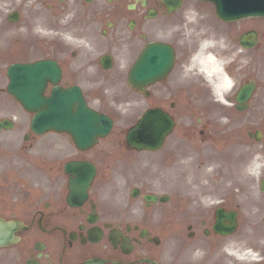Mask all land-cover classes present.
I'll return each mask as SVG.
<instances>
[{"label": "flooded vegetation", "instance_id": "obj_1", "mask_svg": "<svg viewBox=\"0 0 264 264\" xmlns=\"http://www.w3.org/2000/svg\"><path fill=\"white\" fill-rule=\"evenodd\" d=\"M147 2L149 5L144 8L135 0H0V10L6 12L0 19V50H5L8 58L25 59L32 53L40 55V60H53L60 68L56 85L64 90L79 88L89 106V100L95 98L99 105L106 104L101 100L106 91L113 94V103L124 101L125 92H133L127 85L131 61L142 53L148 42L166 43L174 49L175 66L165 78L149 87L151 108H161L171 114L179 105L185 107L191 126L204 122L203 130L192 131V139L196 140V134L208 138L212 132L204 118V107L210 105L217 112L216 100L201 79L185 73L195 67L193 62L201 52L200 44L187 45L181 40V31L175 34L179 11L169 13L162 0ZM36 28L39 29L37 37H29V31ZM64 38L75 44L71 47L75 46L77 53L65 51ZM0 56L4 58L1 52ZM24 62L27 61L12 64ZM3 70L0 65V74ZM51 88L48 84L47 91ZM135 98L139 104L143 103L142 94L136 93ZM245 129L250 132H244ZM216 145L227 166L223 175L230 186L237 187L227 194L256 201L251 213L264 217V193L259 189V182L264 178V112L253 113L226 136L219 133ZM5 161L8 159L0 156V216L13 218L8 216L16 214L25 228L17 234L20 237L17 245L0 250V264L220 262L217 253L222 237L212 231L213 221H208L213 218L212 212L200 213L204 221L187 218L189 222L184 224L175 222L174 215L191 213L169 211L165 215L172 221L170 227L161 228L157 221L147 219L155 218L156 213L143 201V190L138 188L136 199L130 195L119 198L111 195L124 191L129 184L127 180L113 184L112 164L105 154L93 153L90 158L80 159L92 163L95 175L85 200L76 207L67 204L69 179L64 175V166L59 165V180L53 182L55 186L48 197L31 198L22 207L14 208L6 195L18 181L14 184L3 170ZM257 168L260 171L255 178ZM40 192L45 194L43 189ZM118 231L122 232L123 239L120 237L112 244L110 233ZM97 234L101 235L100 240L91 241L89 236ZM165 236L171 237L168 244L162 238Z\"/></svg>", "mask_w": 264, "mask_h": 264}, {"label": "water", "instance_id": "obj_2", "mask_svg": "<svg viewBox=\"0 0 264 264\" xmlns=\"http://www.w3.org/2000/svg\"><path fill=\"white\" fill-rule=\"evenodd\" d=\"M257 2L255 1L254 6L257 5ZM221 7L222 5H220V15L228 18L224 15ZM256 9L260 11L264 9V5ZM239 14L242 15L243 13L237 10L236 15ZM245 14L247 16L249 12ZM257 15L263 16L264 10L257 12ZM40 69V65L22 67L16 70L13 78V91L30 109H38L42 101L38 87L40 80L39 77L36 78ZM155 72L156 70L153 69L152 65L145 63L143 73H139L138 76L144 75L148 78L154 76ZM133 78H136V67L133 70ZM40 124L46 127L59 126V130L62 126H65V130L69 129L75 133L81 145H85L87 142L91 144L95 136H104L110 130V122L106 118L97 115L93 116L92 113L84 109L77 93H63L60 91L59 97L55 95L53 99L46 102V111L37 117V130H39ZM169 128L170 122L164 115L158 112H150L145 120L140 122L130 133L129 141L137 147L151 146L152 148L161 141Z\"/></svg>", "mask_w": 264, "mask_h": 264}, {"label": "rangeland", "instance_id": "obj_3", "mask_svg": "<svg viewBox=\"0 0 264 264\" xmlns=\"http://www.w3.org/2000/svg\"><path fill=\"white\" fill-rule=\"evenodd\" d=\"M247 22L249 21L240 22L239 25L234 26L233 33H235L237 29H241V30L244 29L243 28L244 24H247ZM259 22L260 20H257V19L254 21L256 26L261 27L262 25ZM250 26L251 24H248L247 27H250ZM260 32H261L260 33V43L257 49L251 52L249 55H246L247 57H241L239 62L245 64L247 61H249L250 58H252L253 60L252 62L254 63V66L256 68L255 77L258 80L260 85H264V31L261 30ZM227 41L228 40H225V42ZM229 63H230L229 60H225L224 65L226 66ZM238 78L241 79L240 77ZM150 104H152L151 101L144 102V106L142 109H138L134 104L132 107L131 106L129 107L128 104L127 105L122 104L120 107H114V106L112 107L111 105L109 106L104 105V107L101 108V110L110 114L111 117H113L115 121L113 130H112L113 134L109 138L106 139L107 141L106 148L110 154H113V152L117 148L116 143H118V141L123 139L124 133L127 131V129L131 125L134 124L137 117L140 116V112L142 110L143 111L146 110L147 107L150 106ZM177 123H178L177 132H176L174 140L171 142L169 147L171 149H175L176 151H180L186 148L185 144H187L188 141L179 139V137L181 136V133L184 131V125H185L184 118L177 119ZM51 140H52L51 143L48 140L49 147L51 149L56 148L58 150V153L62 154V157L64 160L73 156L74 152L72 150V144L67 137L56 136V137H52ZM180 144H183V145L180 146ZM102 146L103 144L100 145V147ZM190 149L193 150V153L188 156V160L194 161L193 155L196 153L194 149L192 148ZM124 157L128 159L138 158L136 163L142 165V167L144 166H146L147 168L149 167V169L151 170V175H150L151 190L153 191L170 192L171 187L179 186V185L187 186V183L185 181L184 182L176 181V183L173 181L176 179L173 173L174 169H171L172 162L159 163L158 160L161 157H156L155 155H152V154L146 155V157L142 155L141 158H139V156L134 155V154H124ZM142 178H145V176ZM247 230H248L247 224L243 223L241 225V229L239 233L240 239H239L238 245H239L240 251L245 249L244 247L245 240L242 238L244 235H246ZM242 261L243 260L238 261L239 264H243L244 262L242 263Z\"/></svg>", "mask_w": 264, "mask_h": 264}, {"label": "bare ground", "instance_id": "obj_4", "mask_svg": "<svg viewBox=\"0 0 264 264\" xmlns=\"http://www.w3.org/2000/svg\"><path fill=\"white\" fill-rule=\"evenodd\" d=\"M206 63L208 65H210L209 67L211 69H213V71H218V65L216 63L212 62L211 58L206 59ZM207 67L208 66H206L205 68H207ZM207 72L211 73V71H207ZM219 85H220L222 90L229 89L231 87V83H230L229 79H227L225 76H221Z\"/></svg>", "mask_w": 264, "mask_h": 264}]
</instances>
